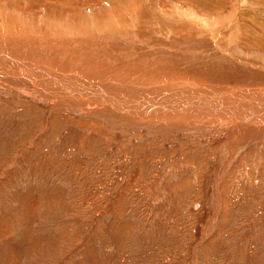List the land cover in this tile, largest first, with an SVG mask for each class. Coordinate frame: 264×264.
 I'll list each match as a JSON object with an SVG mask.
<instances>
[{
	"label": "rangeland",
	"instance_id": "374dc122",
	"mask_svg": "<svg viewBox=\"0 0 264 264\" xmlns=\"http://www.w3.org/2000/svg\"><path fill=\"white\" fill-rule=\"evenodd\" d=\"M0 50V264H264V0H0Z\"/></svg>",
	"mask_w": 264,
	"mask_h": 264
},
{
	"label": "bare ground",
	"instance_id": "6f19581e",
	"mask_svg": "<svg viewBox=\"0 0 264 264\" xmlns=\"http://www.w3.org/2000/svg\"><path fill=\"white\" fill-rule=\"evenodd\" d=\"M62 6V5H61ZM60 11V10H59ZM106 15V14H105ZM104 17V16H103ZM119 18V17H118ZM105 19V18H104ZM115 19H117V18H115ZM4 20V19H3ZM100 20V19H99ZM108 20V19H107ZM120 20V19H119ZM118 20V21H119ZM6 21V20H5ZM7 22V21H6ZM98 22V21H97ZM108 22H111V21H108ZM123 22V21H122ZM105 23V22H104ZM124 23V22H123ZM8 24V23H7ZM11 24V23H10ZM3 25H5V24H3ZM66 25V24H65ZM105 25V24H104ZM96 26H98V24L96 25ZM96 26L94 25L93 26V28L95 27L96 28ZM100 26V25H99ZM103 26V25H102ZM114 26V25H113ZM124 26H126V25H124ZM111 27V26H110ZM70 28V27H69ZM71 28H73V26L71 27ZM99 28H101V27H99ZM103 28V27H102ZM107 28V27H106ZM67 29V28H66ZM78 29H80L79 27H78ZM117 29V28H116ZM71 30H73V29H71ZM83 31V30H82ZM100 31V30H99ZM72 32H74V31H72ZM27 35V34H26ZM247 35V34H246ZM18 40V39H17ZM224 40V39H223ZM247 40V39H246ZM78 41V40H77ZM34 41H31V42H28L29 44H32ZM254 42V41H253ZM28 43H25V41L24 40H22V42H21V45H22V47H21V49L20 48H18V51L19 52H21V50L22 49H27L26 48V46L25 45H28ZM258 43H259V41H258ZM19 46V45H18ZM38 47V49L36 50V52L37 51H45V48L42 46V45H40V47L39 46H37ZM70 49V48H69ZM27 50H29V51H31V53H32V55H33V53L35 52V50L33 49V46L31 45ZM49 50V48H47V50H46V52ZM1 51V50H0ZM24 51V50H23ZM34 51V52H33ZM54 51V50H53ZM52 51V56L53 57H51V58H49L51 61H53L55 58H63L64 57V55H63V52H58L56 49H55V51L56 52H53ZM5 54V53H4ZM13 54V53H12ZM30 55V54H29ZM0 56H1V58H2V60H7L5 63H4V65L5 66H9V67H12L13 65L12 64H14V65H16V66H18L19 67V69L20 68H25V66L27 67H29V66H31V67H34V68H36V67H39V66H41V65H39V64H30L29 62H24V61H22L23 59L22 58H19V61L18 60H16V59H13V58H11V57H9V56H7L6 54L5 55H3V53L2 52H0ZM11 56V55H10ZM49 57V56H48ZM58 58V59H59ZM90 58H91V56H90ZM89 58V56L86 54L85 56H76V57H74V58H71L72 59V61H74V60H79V63H81V62H83L82 64H80L79 66H77V67H75V68H77V70H79L80 71V69H78V68H80L81 66H83V68L85 67V64H86V68H95V66L96 65H93V64H90L89 65V63H88V61H91V59ZM37 59V58H36ZM48 58H47V60H49ZM64 59V58H63ZM62 59V60H63ZM80 59H81V61H80ZM1 59H0V62L2 61ZM29 60V59H28ZM38 60H40V59H38ZM37 60V61H38ZM49 60V61H50ZM61 60V59H60ZM32 61V60H31ZM55 61V60H54ZM34 62V61H33ZM75 62V61H74ZM78 62V61H77ZM22 63H24V64H22ZM32 63V62H31ZM56 63V62H55ZM94 63V62H93ZM20 64H22V66L20 65ZM49 64V63H48ZM52 64H53V62H52ZM59 64V63H58ZM68 64V63H67ZM95 64V63H94ZM2 66H4L3 65V63L1 64ZM43 65V64H42ZM47 65V64H46ZM15 67V66H14ZM66 67V66H65ZM45 68H47V66L45 67ZM82 68V67H81ZM82 68V69H83ZM15 69V68H14ZM38 69V68H37ZM48 69V68H47ZM1 72H3V71H5V69H2L1 68ZM22 70V69H21ZM67 70V69H66ZM65 70V71H66ZM72 70H76V69H72ZM93 70V69H92ZM18 71V70H17ZM23 71V70H22ZM24 71H26V70H24ZM31 71V70H30ZM51 72H53L52 70H50ZM57 71H59V70H57ZM83 71V70H82ZM0 72V75L2 74ZM9 72V71H8ZM7 72V73H8ZM33 72V71H32ZM62 72H64V71H61L60 72V74H57V75H60V77H59V79H57V80H55V79H49V78H47V76H46V80H43L44 82H46L45 84H47V86L48 87H50V91H51V93H52V96L54 95L55 97L58 95V93H57V91H55V90H53V89H62V88H65V90H66V92H64V93H60V94H70L71 95V97H72V95H75V93H78V95H80L81 94V96H84V95H86V94H83L84 93V90L83 89H81V86H76V84L74 85V83H73V81H72V78H71V83H73V85L74 86H70L69 84H68V82H69V80H70V76H71V74L69 73H65L64 72V74H62ZM10 73V72H9ZM52 74H54V73H52ZM4 75H5V73H4ZM25 75H26V79H24V80H26L28 83H32V82H34V83H38V82H36L35 80H37L36 78L37 77H35L34 75H30L27 71L25 72ZM50 75V74H49ZM101 75V74H100ZM15 76V75H14ZM78 77V76H77ZM101 77H103V76H101ZM82 78V77H81ZM126 79V78H125ZM20 80V79H19ZM127 81H128V79H126ZM39 81V80H38ZM26 82V83H27ZM130 82V81H129ZM112 83V82H111ZM41 84V83H40ZM84 84V83H83ZM38 85H39V83H38ZM81 85V84H80ZM108 88H110V87H113V85H111L110 83H109V81H108ZM126 85H127V82H126ZM129 85H131V84H129ZM35 86V85H34ZM37 86V85H36ZM43 86V85H42ZM96 86V85H95ZM97 86H100L101 87V85L100 84H97ZM96 86V87H97ZM122 86V85H121ZM133 86V85H132ZM88 87H90V85L88 86ZM88 87H85L86 88V90H87V88ZM96 87H94V88H96ZM131 87V86H130ZM45 88H46V86H45ZM133 87H131L130 89H132ZM92 89V88H91ZM138 90V89H137ZM49 91V92H50ZM62 91V90H61ZM93 91V90H92ZM104 91V90H103ZM131 91V90H130ZM95 92H96V90H95ZM141 92V91H140ZM50 93V94H51ZM85 93H87V97H88V99L90 98V99H94V98H96L94 95H92L91 93L89 94L88 92H85ZM106 93V92H105ZM104 93V94H105ZM144 93H146V91L144 92ZM144 93H142V94H144ZM109 93H107L106 95H105V98L103 99V100H105V104L104 105H106V106H108V107H111V108H114V107H116V109H120V111H123V112H126L125 111V109L123 108V105L121 106L120 104H122V103H118L117 102V96H115V97H110L109 95H108ZM111 95V94H110ZM67 96V95H66ZM75 96H77V95H75ZM98 96V95H97ZM101 96V95H100ZM68 97V96H67ZM107 97V98H106ZM65 98V97H64ZM69 98V97H68ZM75 98V97H74ZM86 98V97H85ZM84 98V99H85ZM169 98H171V97H169ZM83 99V98H82ZM165 99V98H164ZM176 99H177V97H176ZM125 100V99H124ZM81 101V100H80ZM102 101V100H101ZM101 101H100V98H99V96H98V98H96L95 99V101H94V103H97V104H101ZM88 102H89V100H88ZM104 102V101H103ZM122 102V101H121ZM155 102V101H154ZM127 103V102H126ZM152 104H149V106H151V107H154L155 105V107H154V109H157V106H160L159 105V103H153V102H151ZM187 103H189V102H187ZM125 104V103H124ZM165 104V103H164ZM164 104L163 103H161V105H162V107L164 106ZM177 104H179L178 102H177ZM225 104V103H224ZM145 105V104H144ZM136 106V105H135ZM169 106V105H168ZM233 106V105H232ZM177 107V106H176ZM182 107V106H181ZM188 107V106H187ZM186 106L185 107H183V108H187ZM190 107V106H189ZM198 107V106H197ZM211 107L212 106H210V105H208V106H206L205 108H208V109H211ZM217 107V106H216ZM146 108H148V107H146ZM174 109H175V107H173ZM178 108V107H177ZM176 108V109H177ZM180 108V107H179ZM225 108V106H223V107H220L219 106V109H220V111H222V109H224ZM229 108V107H228ZM163 109V108H162ZM172 108H169L168 110L170 111ZM129 110V109H128ZM159 110V109H158ZM225 110V109H224ZM150 111V110H149ZM160 111H161V109H160ZM160 111H159V113H160ZM156 112V111H155ZM155 112H153L152 113V111H151V116H152V114H155ZM229 112V111H228ZM230 112H231V110H230ZM127 113H131L132 115H143V114H145L146 112L144 111V110H138V108H137V111H128ZM149 113V112H148ZM159 113H157V114H159ZM147 114V113H146ZM148 115H150V114H148ZM250 115V114H249ZM221 116V115H220ZM222 116L224 117V116H229L230 118H233L234 119V113L232 114V113H230V114H222ZM156 117V116H155ZM249 119V118H248ZM248 121V120H247ZM257 123V121L256 122H247V123H245V124H242L241 125V128H244V127H247V126H250V125H252V124H256ZM258 124V123H257ZM263 124V126H264V123H262ZM242 130L240 129V127H238L237 128V131L236 132H241ZM234 135V134H233ZM236 140V139H235Z\"/></svg>",
	"mask_w": 264,
	"mask_h": 264
}]
</instances>
